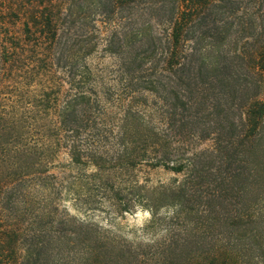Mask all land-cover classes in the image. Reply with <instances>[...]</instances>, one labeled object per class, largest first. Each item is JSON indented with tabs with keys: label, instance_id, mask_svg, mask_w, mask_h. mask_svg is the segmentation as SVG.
I'll list each match as a JSON object with an SVG mask.
<instances>
[{
	"label": "trees",
	"instance_id": "trees-1",
	"mask_svg": "<svg viewBox=\"0 0 264 264\" xmlns=\"http://www.w3.org/2000/svg\"><path fill=\"white\" fill-rule=\"evenodd\" d=\"M0 264H264V0H0Z\"/></svg>",
	"mask_w": 264,
	"mask_h": 264
},
{
	"label": "rangeland",
	"instance_id": "rangeland-1",
	"mask_svg": "<svg viewBox=\"0 0 264 264\" xmlns=\"http://www.w3.org/2000/svg\"><path fill=\"white\" fill-rule=\"evenodd\" d=\"M55 164L65 165L68 162V158L62 152H59L55 159L53 160ZM83 170V168H82ZM86 172H91L92 168H84ZM80 172V173H79ZM74 176L79 175L80 184L83 183V178H81V170L79 168L74 169L72 173ZM152 185L158 183H168L174 178H179L176 175L171 174L170 172L164 171L162 169L146 170L142 174H139V180L144 178ZM94 196L91 198L92 203L87 206L83 205V198H79L78 201L74 202L71 197L65 199V206L68 208L72 215H75L78 218L89 220L95 222L96 224L104 227H114L118 230L119 233L126 236H132V234L137 235V231L140 230L150 219V215L147 211L144 210H134L132 214H126L121 218H113L110 214L109 205L104 201L103 192H94ZM83 199V200H82Z\"/></svg>",
	"mask_w": 264,
	"mask_h": 264
}]
</instances>
